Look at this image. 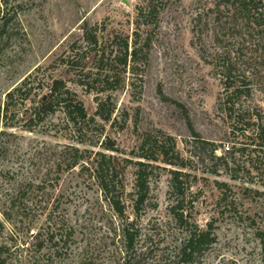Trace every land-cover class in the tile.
<instances>
[{
    "label": "rangeland",
    "instance_id": "rangeland-1",
    "mask_svg": "<svg viewBox=\"0 0 264 264\" xmlns=\"http://www.w3.org/2000/svg\"><path fill=\"white\" fill-rule=\"evenodd\" d=\"M147 1L8 0L18 17L0 40V104L37 68L68 78L64 71H93L98 82L86 90L67 80L95 119L87 144H77L65 127L53 130L54 124L51 131L32 132L0 126V245H13L7 264H123L122 220L87 160L109 139L121 149L120 158L132 157L143 134L159 131L175 139L177 161L189 173L185 211L202 228L212 224L216 233L215 243L193 264H262L264 149L253 150L252 131L229 118L220 97L232 88L246 91L233 95L234 111L264 120V42L258 26L264 0H254L249 11L235 0H151L156 11L139 18L138 6ZM91 28L98 43L89 46L82 36ZM123 37L130 48L134 39L145 47L135 64L130 56L127 64L114 61ZM69 53L87 63L69 67L61 60ZM225 66L231 71H222ZM97 71L117 76L105 87ZM99 101L105 113L111 111L109 119L97 114ZM61 119L57 113L51 121ZM243 129L247 136L240 137ZM234 143L247 148L235 154L239 170L232 176L225 159H212L211 150L215 145L214 154L222 156ZM74 145L83 156L70 166ZM156 165L149 178L150 205L136 217L129 198L126 209L141 233L137 246L148 247L138 258L144 264H159L156 255L184 233L172 216L176 195L168 169L173 166ZM134 169L129 165L125 172L127 191L133 190ZM51 225L60 226L56 238L37 250L36 234ZM68 228L72 236L65 247Z\"/></svg>",
    "mask_w": 264,
    "mask_h": 264
},
{
    "label": "trees",
    "instance_id": "trees-1",
    "mask_svg": "<svg viewBox=\"0 0 264 264\" xmlns=\"http://www.w3.org/2000/svg\"><path fill=\"white\" fill-rule=\"evenodd\" d=\"M7 2L8 0H0V40L9 36L10 31L15 26L16 22L14 23V21L15 19L17 21L18 17L16 7L7 6ZM235 2L239 8L246 11H249L250 5L254 4V0H235ZM155 11V5L149 0L143 5L138 6L137 14L139 18H145L152 15ZM144 22H147V20ZM258 26L262 32V41L264 42V12L259 14ZM82 37V43L89 46L98 43V34L95 28L85 29ZM113 37L116 38L117 36L113 35ZM115 50L114 61L119 59L123 64H127L128 56H130V60L133 63L139 60L138 55L144 52L145 47L134 39L130 48L128 38L123 37ZM106 53L105 49L100 51V60L103 61L105 59ZM74 54L69 53L61 59L62 62L73 68L78 63H87L85 58L76 57ZM111 54H113V51H110ZM40 69L37 68L35 71L28 73L15 87L6 92L5 100L0 104V126L4 128L21 126L24 130L32 132L37 127H42V129L46 127L51 131V124H54L53 128L55 129L53 130L57 131L65 127L69 133L68 135L77 144H87V141L91 137L90 134L92 133L95 119L88 114L77 92L68 85L67 80H72L76 84L85 87L86 90H91L92 87H95L94 83L98 82L92 77V74L95 72L64 71L72 77L68 78L67 76L56 75V71H40ZM222 71H231V69L225 66ZM116 76L115 71L96 72V77L100 78L99 84L105 87L108 86L107 84L114 82ZM237 91V89L232 88L225 96H221V105L228 110L229 118L236 124L246 122L245 126L250 128L249 130L253 133V141H255L253 150H262L264 149L263 117L261 114L249 117V114L245 113V111L236 113L234 111L236 103L233 100V95ZM243 92L246 91H238L239 94ZM103 106V102L99 101L97 114L103 119H109L111 111L108 110L105 113ZM57 113L62 114V122L59 124L51 121L52 117ZM184 114L188 119L186 111H184ZM188 122L190 124L189 120ZM249 124H252V127ZM245 130H241L242 134L240 137L246 135ZM44 132H47V129ZM191 132L199 136L194 129H191ZM201 141H203L202 143H210L206 140ZM235 144L231 147L227 146L222 156L214 154L217 150L215 145L211 150L212 159H225V169L232 176H235L237 170H239L235 163V156H237L235 154L237 152H244L247 148V146L242 145L236 147ZM99 146L103 150L93 152L94 155L88 157L87 162L105 198L122 220V237L125 252L123 264H144L138 258L146 253L148 247L142 249L141 244H139V247L137 246V239L141 236V233L135 226V220L129 219L126 209L127 203L131 199L129 202L130 206L134 215L138 217L150 205L151 186L149 178L154 168L158 167L156 165L157 162L173 166L168 169L171 189L176 195L175 203L171 206L172 216L175 222L183 226L184 229L182 237L172 247L165 245L161 249V253L156 255L157 260L159 264H193L197 259H200L204 252L215 243L216 233L212 229V224L209 223L206 228H202L192 221L182 205L189 190L187 179L189 173L183 170L186 166L185 163L177 161L180 160L181 156L180 151L176 148L175 139L170 135H163L161 131L153 135L147 132L140 138L137 151L133 150L132 152L133 156L122 158L118 156V151H121V149L116 147L110 139L106 142L101 141ZM72 149L76 157L73 158L70 166H75L83 154L78 146L74 145ZM226 159H229V161ZM129 165H133L135 168L132 191H127L125 183V172ZM59 227L47 226L44 232L40 231L36 234L37 250H41L46 244L51 243L56 238L60 230ZM64 234L65 239H62V244L67 247V242L72 236V229L68 228ZM260 240L261 260L262 264H264V234L260 235ZM10 246L6 244L0 245V264H7L8 256H10Z\"/></svg>",
    "mask_w": 264,
    "mask_h": 264
}]
</instances>
